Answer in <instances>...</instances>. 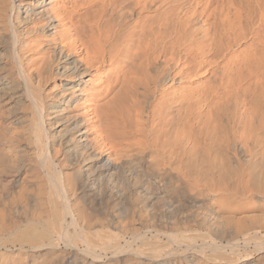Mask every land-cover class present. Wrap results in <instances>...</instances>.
<instances>
[{
	"label": "bare ground",
	"instance_id": "obj_1",
	"mask_svg": "<svg viewBox=\"0 0 264 264\" xmlns=\"http://www.w3.org/2000/svg\"><path fill=\"white\" fill-rule=\"evenodd\" d=\"M0 264H264V0H0Z\"/></svg>",
	"mask_w": 264,
	"mask_h": 264
}]
</instances>
